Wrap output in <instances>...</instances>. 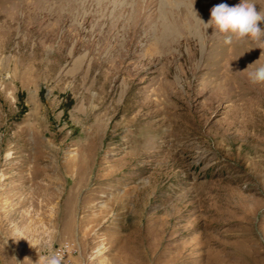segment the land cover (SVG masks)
Listing matches in <instances>:
<instances>
[{
    "label": "rangeland",
    "instance_id": "374dc122",
    "mask_svg": "<svg viewBox=\"0 0 264 264\" xmlns=\"http://www.w3.org/2000/svg\"><path fill=\"white\" fill-rule=\"evenodd\" d=\"M220 3L0 0V264H264V50Z\"/></svg>",
    "mask_w": 264,
    "mask_h": 264
},
{
    "label": "clouds",
    "instance_id": "9594fccd",
    "mask_svg": "<svg viewBox=\"0 0 264 264\" xmlns=\"http://www.w3.org/2000/svg\"><path fill=\"white\" fill-rule=\"evenodd\" d=\"M255 0H240L239 4L229 6L225 3L215 5L211 9V18L205 23L206 29L212 27L215 32L225 36V44H232L234 40L243 41L251 38L257 47L264 50V10H257ZM196 12V11H195ZM197 14V13H196ZM249 82L264 84V64L247 73ZM60 254L46 256L42 264H62Z\"/></svg>",
    "mask_w": 264,
    "mask_h": 264
},
{
    "label": "bare ground",
    "instance_id": "6f19581e",
    "mask_svg": "<svg viewBox=\"0 0 264 264\" xmlns=\"http://www.w3.org/2000/svg\"><path fill=\"white\" fill-rule=\"evenodd\" d=\"M221 68V67H220ZM226 71V70H225ZM217 72V71H216ZM209 73H210V71H209ZM213 73H215V72H213ZM215 78V77H214ZM243 81V80H242ZM248 81V80H247ZM225 83V82H224ZM232 84V83H231ZM222 85H224V84H222ZM241 86H244V84L243 85H241ZM246 87H248V86H246ZM258 88V87H257ZM255 90V89H254ZM236 92V91H235ZM239 92V91H238ZM244 92V91H243ZM246 92V91H245ZM254 92V91H253ZM242 93V92H241ZM251 93V92H250ZM255 93V92H254ZM257 93V92H256ZM259 93V92H258ZM257 93V94H258ZM239 94V93H238ZM242 95V94H241ZM262 98V97H261ZM257 100V99H256ZM260 100V99H259ZM258 100V101H259ZM251 101V100H250ZM260 103V102H259ZM254 114V113H253ZM250 120V119H249ZM242 122V121H241ZM246 124V123H245ZM239 132V131H238ZM249 134V133H248ZM254 134V133H253ZM250 136V135H249ZM248 136V137H249ZM254 137V136H253ZM37 146V145H36ZM245 146V145H244ZM247 146H248V144H247ZM263 147V146H262ZM171 155V154H170ZM41 156V155H40ZM38 158V157H37ZM9 159V158H8ZM172 160H174V159H172ZM170 161H171V159H170ZM175 161V160H174ZM171 164V163H170ZM169 164V165H170ZM172 165V164H171ZM166 167V166H165ZM263 167V166H262ZM69 170V169H68ZM167 172V171H166ZM263 172V171H262ZM35 176V175H34ZM32 177V176H31ZM70 179V178H69ZM75 180V179H74ZM64 182V181H63ZM62 183V182H61ZM70 183V182H69ZM65 185V184H64ZM66 185H68V184H66ZM51 186V185H50ZM45 188V187H44ZM36 189V188H35ZM128 191V190H127ZM126 192V191H125ZM36 193V192H35ZM43 193H44V191H43ZM124 193V192H123ZM119 196V195H118ZM46 197V196H45ZM115 198L114 199H118L117 198V196H114ZM110 201H112V200H110ZM114 201H116V200H114ZM42 203V202H41ZM109 204V203H108ZM28 206V205H27ZM102 212V211H101ZM28 214V213H27ZM98 215V214H97ZM95 217V216H94ZM69 239V238H68ZM123 246V245H122ZM120 249V248H119ZM68 250V249H67ZM124 250V249H123ZM122 250V251H123ZM127 250V249H126ZM120 251V250H119ZM129 251V250H128ZM127 251V253H124L123 255H119L118 257H119V260H122L123 262H125L126 263V261L128 262V260H130V261H132L133 260V254H132V256H130V251L128 252ZM132 253V252H131ZM146 253V252H145ZM150 253V252H149ZM118 255V254H117ZM113 257H114V255H113ZM116 257V256H115ZM117 257V258H118ZM65 258V257H64ZM113 260H115V259H113ZM118 261V260H117ZM119 263V262H118ZM133 263V262H132Z\"/></svg>",
    "mask_w": 264,
    "mask_h": 264
}]
</instances>
